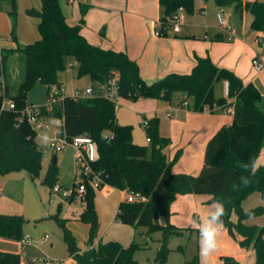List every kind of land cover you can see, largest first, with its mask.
<instances>
[{"label": "trees", "instance_id": "1", "mask_svg": "<svg viewBox=\"0 0 264 264\" xmlns=\"http://www.w3.org/2000/svg\"><path fill=\"white\" fill-rule=\"evenodd\" d=\"M221 7L231 5L241 14L247 11L251 16L249 29H264V1L213 0ZM12 5L14 0H10ZM40 8L27 9V13L39 19V38L32 43L17 42L15 22L11 23L10 37L14 47H2L0 72L6 84V96L14 101L13 110H0V174L23 170L34 180L41 169L42 150L36 142V133L26 122L19 120L20 112L26 105V93L40 82L45 88L57 83L58 73L65 67L64 59L72 55L77 63V76H88L91 84L105 82L117 77V93L121 98L136 101L139 98L171 101L175 93H184L186 106L193 111L204 108L214 111L225 107L226 97H216L213 84L227 80L229 96L232 98V121L222 125L206 143L203 164L196 175L172 172L171 165L179 157L177 150L168 159L166 147L169 138L159 132L157 117L144 123L148 147L132 140V126L116 121V106L113 101L100 95L72 97L63 95L59 103L48 113L44 107L41 114L62 118L61 131L67 138L86 134L95 143L96 158L90 163L91 171L82 174L85 190L78 195L82 210L77 220L88 225L85 249H80L75 236L66 226L65 218L54 216L62 231V240L68 255L77 264H144L133 256L137 244L123 246L117 241L102 242L99 238L100 224L94 203V187L91 179L97 176L98 187L138 191L146 197L145 202L119 201L115 217L129 225H146L150 231L160 230L162 238L155 256L156 264H166L170 235H178L182 229L169 222V208L178 194H208L210 201H221L225 206L223 226L229 234L240 238L242 248H252L255 260L247 264H264V226L247 224L249 217L259 216L264 206L259 204L247 209L242 201L252 192H258L264 199V161L256 164L262 136L264 134V111L259 107L261 93L252 83H243L233 71L216 66L208 56H197L196 63L188 73H169L164 77L146 82L140 75L137 64L124 51L104 49L88 42L80 33L83 14L87 6L80 3L81 17L77 24H68L58 0H40ZM162 15L159 18L160 32L166 33L169 17L182 8L187 13L194 9V0H158ZM215 39H221L216 36ZM12 60L24 65L22 79L14 94L7 92V64ZM181 100V102L183 101ZM2 97H0V105ZM180 102V103H181ZM108 132L109 135H104ZM255 165L253 167L252 165ZM248 169L241 172V167ZM248 178V183L240 177ZM57 179L56 163L51 162L42 182L48 187ZM79 182L74 180L72 187ZM67 198L68 201L72 200ZM234 212L236 219L231 218ZM160 220L164 224H160ZM158 221V222H157ZM24 218L21 214L0 213V238L20 240L24 233ZM222 264H240L233 256L220 257ZM0 264H20V255L12 251H0ZM184 264H200L195 255Z\"/></svg>", "mask_w": 264, "mask_h": 264}, {"label": "crops", "instance_id": "2", "mask_svg": "<svg viewBox=\"0 0 264 264\" xmlns=\"http://www.w3.org/2000/svg\"><path fill=\"white\" fill-rule=\"evenodd\" d=\"M80 3L87 6L80 27V33L84 38L91 44L104 49L124 51L137 64L141 77L148 83L169 73L190 72L196 63L197 56H208L216 66L227 68L237 76L239 75L243 83L253 80L260 87L261 80L264 81V67L260 71H256L251 66L253 72L261 75L262 78L256 76L252 77L250 81L242 79L247 77L253 58L264 63V29L261 31L249 29L251 16L247 11H243L241 14L236 13L241 25L237 33V26L227 25L228 29H224L218 25L217 18L215 22L208 21L206 14L209 12L211 14L215 10L217 14L218 9L222 6L218 7L213 0H194V9L191 14L182 8L175 12L180 23L178 32L167 29L166 33L155 34L156 22L162 15V8L158 0H60L59 4L68 24L73 25L79 22ZM39 8L40 6L35 9ZM230 14L227 12L225 15L226 23ZM33 17L36 18L37 28L39 19ZM216 36H220L221 39H215ZM236 37L240 39L238 42H236ZM38 38L39 33L33 40ZM16 39L19 42L17 36ZM34 41H25L21 44ZM236 43L243 45L249 52V56H252L250 64L247 59L245 60L249 66L243 73L241 67L236 63V51L234 50ZM15 45L16 43L13 41V44L0 46V48L14 47ZM59 81L61 82L60 79ZM216 82L219 93L223 90V80ZM61 86H63L62 82ZM183 99H185L184 93H175L171 101L152 98H139L136 101L125 100L129 102L130 109L149 114V118L158 112L164 115L165 121H159V132L169 138V144L166 147L168 159H171L174 153L180 150L179 157L171 165V171L196 175L203 164L207 141L219 127L231 123L232 111L225 110V107L215 108L214 111L206 108L202 111H193L190 108L181 107L180 102ZM173 100H176L175 104ZM187 100L190 104L191 100ZM116 121L118 122L117 118ZM263 161L264 158L261 162H258L257 158L256 164ZM119 191L124 195L125 191ZM210 198L211 196L208 194H178L170 204L169 222L181 228L198 229L197 221L213 210L212 205L216 201H210ZM75 200L80 201L78 198L67 201ZM259 204L264 206V199H261L258 192H252L241 203L244 209ZM81 210L76 215L62 216L67 219V227L71 221H78L77 217ZM231 218L236 219L234 212L231 214ZM245 223L264 226V212L259 216L249 217ZM86 226L88 230V225ZM24 229L25 227H23ZM239 238L237 233L235 236L230 235L223 226L219 236L218 249L211 257L210 263L222 264L220 257L223 255L233 256L240 264L253 262L255 260L254 249L240 247ZM42 239L46 240V237ZM12 242L14 241L0 238V251L17 252L18 249L12 246ZM27 245H35V243L32 240V243ZM68 261L66 264H77L70 256ZM20 264H22L21 255Z\"/></svg>", "mask_w": 264, "mask_h": 264}, {"label": "rangeland", "instance_id": "3", "mask_svg": "<svg viewBox=\"0 0 264 264\" xmlns=\"http://www.w3.org/2000/svg\"><path fill=\"white\" fill-rule=\"evenodd\" d=\"M60 2V0H58ZM40 0H0V46L13 44L10 37L11 23L15 22V32L19 43L25 41H34L38 35L36 28V18L27 13V9L38 8ZM224 16L230 12L226 25L236 27L237 33L240 30V19L231 5L225 4L218 9ZM216 10L208 15L209 22L216 21ZM191 14V13H190ZM200 14V13H199ZM202 14V13H201ZM238 35V34H237ZM240 40L236 37V42ZM1 49V48H0ZM236 63L241 67L243 73L248 69V63H251V57L247 49L240 43H236ZM1 58V51H0ZM248 60L246 63L245 60ZM65 67L58 73L62 82V95L72 96L74 91L78 90L79 94L87 88L91 81L88 76H77V63L72 55L65 56ZM250 65V71L243 81H250L252 77H261L255 74ZM24 65L21 62L12 60L7 64V92L12 95L17 90V85L22 79ZM239 76V75H238ZM240 77V76H239ZM253 82V80H252ZM254 83V82H253ZM261 86L258 87L261 93L259 107L264 111V81L261 80ZM213 93L216 97L224 96L223 90L218 93V84H213ZM46 88L37 82L32 89L28 90L25 97L26 103L33 105H42L45 102ZM176 103V100H173ZM149 114L139 113L129 108V102L119 98L116 102L115 117L120 124H129L132 126V140L140 145L148 147L150 151V142L146 140L144 123L149 119ZM148 116V117H147ZM152 117H157L160 122L165 121V117L158 112ZM151 117V118H152ZM36 133V132H35ZM46 135L41 131L36 135V142L42 150L41 169L39 176L32 180L26 171H10L6 174H0V213L21 214L25 220L23 230L24 234L30 236L35 245H24L20 240H13L12 246L22 257V264H57L58 261L63 264L68 263L69 255L66 251L65 244L62 240V231L58 226L54 216L76 215L82 207L78 200L68 202L66 198L51 191V188L43 184L42 178L48 169L53 155L56 156L57 179L53 186L70 189L76 175L80 171L82 162L77 158L76 150L69 144L64 145L61 149L53 151L50 148V142L42 145L41 137ZM104 135H109L104 132ZM264 134L262 136L261 148L258 155V162L264 158ZM94 187V203L97 212V219L100 224L98 238L102 241H117L123 246H129L134 243L138 246L133 252L136 260L144 264H156L155 256L160 246L162 232L160 230L150 231L146 225H129L118 221L115 217L119 201L125 198L126 193L122 195L121 191L110 186ZM79 199L78 195L72 197V200ZM61 203L60 205H58ZM246 205V203H245ZM63 218V217H62ZM67 219H65V222ZM158 222V221H157ZM76 238L77 245L80 249H85L87 238V226L80 221H71L68 226ZM197 227V226H196ZM46 240L42 238L45 237ZM168 254L166 264H184L185 261L199 255L198 229H182L178 235H170L167 239ZM211 258L206 262L210 263Z\"/></svg>", "mask_w": 264, "mask_h": 264}, {"label": "built area", "instance_id": "4", "mask_svg": "<svg viewBox=\"0 0 264 264\" xmlns=\"http://www.w3.org/2000/svg\"><path fill=\"white\" fill-rule=\"evenodd\" d=\"M218 25L221 28L228 29L226 25V17L218 12L216 14ZM159 21L156 22L155 34H160L158 30ZM167 29L173 32H178L180 29V23L177 18L176 13H173L168 19ZM252 66L256 71H260L264 67V63L257 58L252 59ZM93 94H100L111 101L116 102L120 98L117 93V77L113 76L105 82L90 85L79 94L78 90L74 91L72 97H87ZM223 94L227 99V104L225 105V110L232 111V98L229 96V83L227 80L223 81ZM45 102L42 105H33L26 103L25 107L21 110L19 120L26 121L31 128L36 132V135L41 131H45L46 135L49 137L50 148L53 151L61 149L64 145H71L77 154V158L82 162L80 165V171L76 175L77 181L79 182L74 187L70 189L61 188L59 186H52L51 191L61 195L64 198H69L72 195H80L84 192L85 187L82 182V174H88L90 169V163L96 158L95 143L86 134L76 135L73 138H67L64 132L61 131L62 125H56L53 123L54 120H63L62 118H52L41 114V108L44 107L45 110L50 113L52 109L59 103L62 98V86L57 83H52L46 86ZM0 97H2V102L0 105V110H13L15 108V103L13 100L6 96V84L2 73L0 72ZM181 106L187 105V100H183L180 103ZM148 140V139H147ZM99 179L94 176L91 179V183L95 186L98 185ZM2 184L0 183V188ZM127 202H145L146 197L138 191H128L124 198ZM46 237V236H45ZM21 243L24 245L31 244L32 239L28 235H23L20 239ZM46 264V263H45ZM57 264H63V262L58 261Z\"/></svg>", "mask_w": 264, "mask_h": 264}, {"label": "clouds", "instance_id": "5", "mask_svg": "<svg viewBox=\"0 0 264 264\" xmlns=\"http://www.w3.org/2000/svg\"><path fill=\"white\" fill-rule=\"evenodd\" d=\"M54 124L62 125V121L54 120ZM49 142V137L47 135H43L41 137L42 145H47ZM255 167V165H252ZM248 166L243 165L241 167V172L247 171ZM240 180L242 183L247 184L248 178L244 175H241ZM212 211H210L205 217L198 220L199 228H198V245H199V255L202 260V264H206V262L213 256V254L217 251L219 246V236L221 234V230L223 228V216L225 215V206L223 202L216 201L212 205Z\"/></svg>", "mask_w": 264, "mask_h": 264}, {"label": "water", "instance_id": "6", "mask_svg": "<svg viewBox=\"0 0 264 264\" xmlns=\"http://www.w3.org/2000/svg\"><path fill=\"white\" fill-rule=\"evenodd\" d=\"M52 162L53 163L56 162V156L55 155L52 156ZM159 222H160V224H164V221L163 220H160Z\"/></svg>", "mask_w": 264, "mask_h": 264}]
</instances>
